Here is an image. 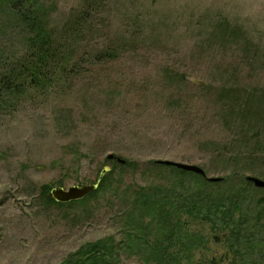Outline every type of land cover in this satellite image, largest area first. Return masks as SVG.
<instances>
[{"label": "rangeland", "instance_id": "1", "mask_svg": "<svg viewBox=\"0 0 264 264\" xmlns=\"http://www.w3.org/2000/svg\"><path fill=\"white\" fill-rule=\"evenodd\" d=\"M11 1L0 0V48L22 56L28 35ZM26 2L44 9L55 37L78 29L69 63L84 59L70 83L12 98L0 116V264H63L98 242L119 264H151L160 232L147 194L256 190L244 179H264V113L246 104H264V0ZM105 50L112 56L99 63ZM159 160L224 181L208 185ZM104 169L114 171L96 196L47 200L52 188L97 183ZM246 196L252 208L264 203V191ZM181 222L185 246L166 254L226 252L207 222Z\"/></svg>", "mask_w": 264, "mask_h": 264}, {"label": "trees", "instance_id": "2", "mask_svg": "<svg viewBox=\"0 0 264 264\" xmlns=\"http://www.w3.org/2000/svg\"><path fill=\"white\" fill-rule=\"evenodd\" d=\"M154 2L157 0H153ZM12 7L18 9L20 23L27 31L26 51L22 56L8 54L0 48V116L7 110V104L12 107V98L22 100L28 92H46L54 87L71 82L74 75L82 66L83 57L70 64V43L78 35V29L71 28L69 38L61 40L48 22L44 9L32 8L26 0H13ZM21 6V7H19ZM109 51H101L95 59L103 63L105 58L111 57ZM247 112L261 115L264 104L251 102L246 104ZM159 167L174 170L181 175L198 176L208 185L221 183L211 182L205 177L179 170L174 166L158 164ZM114 170H109L112 173ZM107 172V174H108ZM109 173V175H110ZM103 178L104 183L108 175ZM264 177V174H260ZM245 180V179H244ZM247 187L252 186L256 190H234L233 194L210 193L198 190L188 193H175L158 198L157 192L147 194L143 202L144 207L152 215V223L158 224L159 240L156 242L155 251L148 258L151 264H264V203L258 208H252L247 192L260 193L264 190L256 188L252 183L245 180ZM99 188L88 197L70 202H82L87 198L98 194ZM198 192V193H197ZM140 199L142 195H139ZM159 197H161L159 195ZM50 203L63 205L46 197ZM251 203V204H250ZM188 216L194 221L208 223L209 232L207 237L217 247L223 246L225 253L218 251L212 255L203 254L199 258L189 256L187 259L166 254L178 246H185L182 215ZM176 215L177 221H174ZM172 219L173 222L172 223ZM206 223V224H207ZM166 239V240H165ZM165 240V241H164ZM203 240V238H202ZM187 247L201 243V238L187 240ZM191 244V245H190ZM179 245V246H180ZM180 246V248H182ZM203 248V247H202ZM112 247L101 242L90 244L81 251L69 257L63 264H119L118 259L113 257Z\"/></svg>", "mask_w": 264, "mask_h": 264}, {"label": "water", "instance_id": "3", "mask_svg": "<svg viewBox=\"0 0 264 264\" xmlns=\"http://www.w3.org/2000/svg\"><path fill=\"white\" fill-rule=\"evenodd\" d=\"M107 157L109 160H115L116 162L122 165H125L127 163L125 159L118 157L114 154H109ZM157 163L160 165H165V166H174L179 170H183L186 172H191V173L203 176L211 182H219L221 180V178L207 177L205 170L196 165H191V164L181 163V162H174L170 160H159ZM108 171L109 169H104L99 176L98 182L95 184L83 185V186H71L69 188L58 186V187L51 189L49 196L54 201L58 203H62V204H68L70 202L82 200L88 197L90 194H92L95 190H97L100 181L103 179L104 175ZM245 180L249 183H252L256 188L264 189V179L258 178L256 176L248 175L245 177Z\"/></svg>", "mask_w": 264, "mask_h": 264}]
</instances>
